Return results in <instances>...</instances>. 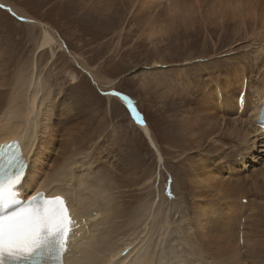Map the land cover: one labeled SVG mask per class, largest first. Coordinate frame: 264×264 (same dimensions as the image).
Instances as JSON below:
<instances>
[{
	"label": "rangeland",
	"instance_id": "374dc122",
	"mask_svg": "<svg viewBox=\"0 0 264 264\" xmlns=\"http://www.w3.org/2000/svg\"><path fill=\"white\" fill-rule=\"evenodd\" d=\"M89 1L92 4V0H87L85 3L88 5ZM0 2L2 3H0V52L5 57L0 60L2 66H0V74L2 72L4 76L7 74L5 79L12 83L13 71L16 67L25 65L26 62L33 61V58L36 57L34 67H37L38 70L37 77L43 78L42 80L46 82L49 89L48 93L45 94L47 103L49 104V99L52 96L57 98L53 107L52 124H55L54 127L58 131L52 130L54 135L51 143V158L67 151V138L70 135L78 133V136H83V139L89 138L85 143H80V146L84 144L82 149L85 151H90L91 148L96 170H103L101 165L104 163H100V161L104 160L109 169L108 177L110 181L108 182H115L116 178H121L123 182L130 185L131 189H129V185L125 187L123 200L121 198L123 189L115 190L112 198L118 200L117 203L114 202L116 205L120 202V207L130 213L139 204H145L147 199L153 202L147 196V199L144 196L139 198V196L151 193L156 198L153 186L158 183L164 209L168 210H163V203L160 201L152 204L160 207L162 214L167 211L168 215L166 217L168 218L171 217L170 215H172L175 208L176 211L172 217L175 219L173 224L177 225V233L186 236L183 228L186 224H189L192 225L190 230L200 237L198 233L201 229L194 224L196 220L194 201H199L201 198L195 192L193 184L189 180L186 160H184V156L193 157L195 152L198 159L199 150L195 148L192 142L185 140L184 137L188 134L185 133L184 137L178 134V131L174 128L175 123L178 122L176 119L182 112L181 106L184 104L182 100L189 99L188 93L193 96L205 94L195 87V84H191L190 79L199 76L200 82H202L207 77L206 73H202V67L208 65L207 61L217 63L220 66L229 65L234 61L233 57L242 55L245 56L244 60L249 58V63L252 62V67L258 70L257 72L264 70V30L260 31L261 28L258 25V30L256 29L255 33L253 30H248L245 35V32L242 31L243 26L238 19L233 22L229 19L226 20L224 17L225 20H221V24L206 23V27H192L189 30L183 27L182 30L178 29L167 35L168 37L165 35V38L151 42V40L141 36L138 37V31L128 30L126 17L123 19L121 26H119L120 22L117 20L116 27L113 23L111 26L113 20L110 18L106 20L103 17L104 11H101V13L98 11V17L93 13L91 4L88 6L77 5V0H0ZM146 4H149V2ZM166 5H168V2L164 1V6ZM9 6H12L14 12L7 8ZM146 16L145 19L151 18L149 15ZM23 17L32 19V21L25 20ZM212 22H216V20ZM249 22L247 21V23ZM40 23L50 26L56 35V43L52 46L54 50L53 57H51V51L48 47L38 52L36 45H38L37 39L41 33L40 27L42 24L40 25ZM176 24L179 23L174 22L173 25ZM181 25H184V23L181 22ZM259 31L261 33L258 34ZM228 51L231 53L228 56L231 62H228V59L225 58L227 57L225 53ZM35 52H37L36 55ZM8 63L10 64L9 67H7ZM69 69L76 72L77 79L75 81L66 78L65 72ZM87 71L94 74V80ZM213 78L215 80L222 79L221 76H214ZM236 83L235 81V86ZM58 84L61 88L58 87ZM7 86H9V83H5L0 89ZM215 88L218 89V86ZM110 89L114 91L112 94L122 93L121 96L126 95L135 105L139 114L144 118V122L141 119V123L147 124L150 128L152 142L149 143V137L137 126L135 120L130 118L129 110L119 99L121 96L118 98L115 95L106 94ZM231 97L229 96L226 99L225 96L226 100H223L220 90L212 109L221 117L240 116L242 121L246 120L240 114V110L235 112L237 104L235 107V103H230ZM2 103L3 100L0 105ZM44 105H42V108H44ZM62 107H64L63 109H70L72 112L70 111L66 116H63ZM74 123L76 126L79 125L78 129H75V133H68ZM225 133L226 135L229 134L226 131ZM214 134H218V130ZM226 135L215 137L216 141L213 142V145L217 151L213 149L212 151L209 150L210 152H204L208 154L206 156L210 158L212 163V174L223 180V188L215 189L205 198L210 199V204L213 200L214 205L219 210L221 207L224 208L229 197H232L231 193L226 190H231L233 183V188H240L242 184L241 187L250 189L253 186V180L245 176L253 175L254 172L258 171L256 176L258 186L256 191L251 193V196H254V200L257 199L253 200V203L264 207V189L261 187V184H264L262 181L264 179V155L261 154L264 153V146L261 145L264 138L258 140L255 135L250 134L248 136L250 138L245 141V145L241 141L242 139L237 141L234 135H230L231 137ZM221 136H224V138H220ZM68 141H73V139ZM252 141H254L253 144ZM153 143L162 154L161 159H158ZM206 144V141H204L202 148ZM93 145L98 147V151H95ZM238 146H243L242 150H244L241 154L236 155L235 149H239ZM248 146L251 147L249 150ZM97 152L101 157L99 162L95 160V153ZM252 152H254V167L248 168L244 163L247 164L248 160L253 161ZM204 153L202 152V154ZM225 155H228V157L223 158ZM236 160L239 162L236 164H240V167L232 166L237 162ZM259 161L263 164H260ZM155 168H158L156 172L154 171ZM149 174L151 179L148 177ZM237 176L240 178H237L234 182L233 178L235 179ZM142 181L144 182L142 183ZM115 184L118 186L119 183L116 182ZM163 184L170 185L172 196L163 195ZM155 188H158L157 184H155ZM170 188L166 185L165 194L170 195ZM133 189L137 195L133 193ZM260 189L262 192L259 191ZM132 199H134L133 204ZM230 202L233 203L234 200ZM114 203L113 205H115ZM259 209L261 210V208ZM259 209L256 208L255 212L258 213ZM184 212L189 214L186 216L187 218L183 216ZM261 212L264 216V208ZM258 218H261V215ZM256 220L254 217V223ZM261 224H263L261 227L262 233L256 238V241L262 248V252L260 248L257 255L263 258L264 222ZM167 234V243H169L170 236L169 233ZM219 236V242L225 249L233 246V241L226 239L225 232ZM209 237L212 239L211 232ZM251 238L250 240H252ZM169 246L170 244H167V251L172 245ZM161 247H163V244Z\"/></svg>",
	"mask_w": 264,
	"mask_h": 264
},
{
	"label": "bare ground",
	"instance_id": "6f19581e",
	"mask_svg": "<svg viewBox=\"0 0 264 264\" xmlns=\"http://www.w3.org/2000/svg\"><path fill=\"white\" fill-rule=\"evenodd\" d=\"M164 1H167L168 5L164 6ZM85 2L87 0H77L76 3L77 5L83 4L85 6L91 4V1H89L88 5ZM148 2L149 4H146ZM3 3L6 4L5 2ZM91 6L93 13L98 17L99 12L104 11L103 17L106 20L107 18L113 20L111 26L113 23L116 27V20L120 22L119 26H121L123 19L126 17L128 30L138 31V37L141 36L151 40V42L157 39L161 40L163 37L165 38V35H170L178 29L182 30L183 27L189 30L192 27H206V23L221 24L220 22L224 17L226 20L229 19L233 22L238 19L243 26L242 31L245 32V35L248 30H253L255 33L258 25L261 28L260 31L264 30V0H92ZM11 7L7 8L14 12ZM146 15L151 18L145 19ZM23 18L32 21V19L27 17ZM215 20L216 22H212ZM247 21L250 22L247 23ZM174 22L179 24L173 25ZM181 22L184 25H181ZM196 23L199 24L197 25ZM40 28L41 33L37 39L38 45H36L38 52L48 47L51 51L50 55L53 57L54 50L52 46L56 43V35L51 27L46 24H42ZM260 31L257 33H261ZM262 50L263 48L260 51L262 52ZM230 51L225 53L227 57L223 55L228 59V62H231L230 58H228L231 55ZM36 54L37 52H35ZM249 54L251 55V53ZM244 57L242 55L233 57L234 61L231 64L222 66L207 61L208 65L206 68H208L205 73L210 76L222 75V81L215 82L214 78H209L201 84L199 76L190 79L191 84H195L198 89H200V85L202 87L208 86V89L204 92L205 94H200V99L195 98L190 93L186 94L189 99L182 100L184 103L181 106L182 112L176 119L178 122L175 123L174 127L180 136L183 135L184 137L185 133L188 134L184 137L185 140L192 142L195 148L199 150L198 159L195 152V156L186 155L184 160H186L187 166H185L187 167L189 180H191L195 192L201 197V200L194 203L196 213L194 224L201 229L198 233L200 237L190 230L192 225L190 226L189 224H186L183 228L186 236L177 233V225L173 224L175 219L172 217L176 211L175 208L172 215H170L171 217L168 218L166 217L168 212L165 211L162 214L160 211L162 209L156 205L139 204L136 207L137 210L133 208L131 211L129 209L130 213L120 207V202L116 205L114 203H117L116 199L112 198L115 190L125 188L129 184L121 182L116 186V182H108V178L104 175V169L96 170L92 150L85 151L82 149L84 144L80 146V143H85L89 138L83 139V136H78V133L70 135L67 139H73V141L67 140V151L65 153L63 151L51 158V143L54 135L52 130L58 131L54 127L55 124H52L53 107L57 98L52 96L49 99L48 96L49 104L47 103L45 94L48 93L49 89L46 86V82L42 80L43 78L37 77L38 70L37 67H34L36 57L33 58V61L16 67L13 71L12 83L5 79L7 74L5 76L3 72L0 74V87L5 83H9V86L0 89V102L3 100L2 105H0V145L9 141H15L20 144L23 149L22 155L29 166L25 186L26 191H42L45 196L50 197L63 195L67 202L69 215L74 221L69 234L68 251L63 256L64 264H244V262L246 264L247 261V264H264V257L261 258L257 255L260 246L256 241V238L262 233L261 227L263 224L261 223L264 222V216L261 210L264 207L254 203L255 209L261 208L258 213L254 212V217L257 221L248 226V221L253 217V214L248 215L245 217L241 229L243 214L250 207L246 206L243 212L238 210V202H240L242 195L248 190L250 192L256 191L258 171L254 172L253 175L243 174L253 180V186L250 189L241 187L242 184L240 188H233L234 183L232 185L230 183L232 188L229 187L231 190L226 191H229L232 197H229L224 208L221 207L219 210L214 205L213 200L210 204V199L205 198L206 195L215 189L223 188L222 178H216L212 174V163L210 158L206 156L208 154L204 153L213 149L217 151L213 145V142L216 141L215 137L217 135H226V131L229 132L226 136L234 135L237 141L242 139L241 141L244 143L248 141L250 134L255 135L258 140L264 138L261 135L262 133L259 132L263 127L257 121L261 107L258 100H260V94L264 91V70L262 69L263 73H260L261 70L257 72L258 70L252 67V62L249 63V58L244 60ZM4 58L0 52V60ZM235 60H237V63ZM9 66L10 64L8 63L7 67ZM65 73L66 78L73 81L77 79V74L74 70L69 69ZM88 73L94 80V74ZM244 76L247 79V81H244L246 91L240 97L245 99V107L241 108L240 106L236 107V104ZM235 81L237 82L236 86L234 84ZM217 86L218 89L215 88ZM58 87L61 88L60 84H58ZM5 89L7 90L3 91ZM220 90L223 100L232 96L230 103H235V112L241 109L240 114L246 120L242 121L238 115V117H221L214 112L212 106H214L216 96ZM59 92L57 93L59 94ZM112 92L114 93L110 89L106 93ZM253 92L254 98L259 103L254 102L253 104L250 102ZM120 96L121 94L118 97ZM42 105H44V108H42ZM70 111L67 108L63 109L62 115L66 116ZM249 118L253 119L254 127L249 122ZM71 122L73 123V121ZM142 122H144L143 119ZM65 123L67 124L68 122L66 121ZM138 124L152 142L148 125L141 122ZM78 126L74 123L68 133H75V129H78ZM216 130H218V134H214ZM220 138H224V136ZM233 140L236 141L235 139ZM204 141L207 144L202 148ZM253 143L254 141H252ZM68 145L70 146L68 147ZM262 145L264 146V144ZM157 148L155 145L157 157L161 159L162 154ZM238 148L235 149L236 153L233 152L236 155L241 154L244 150H242L243 146H238ZM225 157H228V155L223 158ZM237 178L240 177L233 178V181L235 182ZM262 181L264 182V179ZM261 185L264 189V184ZM259 191L262 192L261 189ZM133 200H131L132 203L134 202ZM232 200H234L233 203L230 202ZM146 202H150L149 199ZM221 209H224L225 223L223 227L226 235L230 237L235 235L236 238L235 243H233V249L229 250L221 246L218 236L222 233L216 231ZM188 215L187 212L183 214L184 217ZM260 215L261 218H258ZM120 218L122 219L117 222ZM210 232L212 233V239L209 237ZM167 233H169L170 240L176 243L175 246L170 245L171 247L169 246L168 251L166 250L167 244H169L167 243ZM250 237H252V240H250ZM241 241L243 245L245 243L251 247H241ZM162 244L163 247H161Z\"/></svg>",
	"mask_w": 264,
	"mask_h": 264
},
{
	"label": "snow or ice",
	"instance_id": "6c2138e0",
	"mask_svg": "<svg viewBox=\"0 0 264 264\" xmlns=\"http://www.w3.org/2000/svg\"><path fill=\"white\" fill-rule=\"evenodd\" d=\"M114 95H120L115 93ZM134 120L141 116L127 96H121ZM0 155V264H64L74 221L60 196L26 191L28 164L19 146Z\"/></svg>",
	"mask_w": 264,
	"mask_h": 264
}]
</instances>
